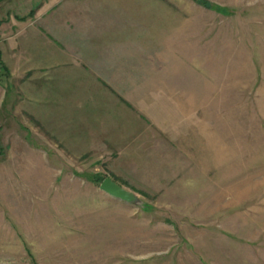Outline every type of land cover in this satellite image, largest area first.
<instances>
[{"label":"rangeland","instance_id":"rangeland-1","mask_svg":"<svg viewBox=\"0 0 264 264\" xmlns=\"http://www.w3.org/2000/svg\"><path fill=\"white\" fill-rule=\"evenodd\" d=\"M204 1L0 0V264H264V0ZM99 34L119 107L75 152L32 80Z\"/></svg>","mask_w":264,"mask_h":264},{"label":"crops","instance_id":"crops-1","mask_svg":"<svg viewBox=\"0 0 264 264\" xmlns=\"http://www.w3.org/2000/svg\"><path fill=\"white\" fill-rule=\"evenodd\" d=\"M57 39L63 46V43L66 44L64 36L59 34ZM113 47L112 40L105 35L82 36L72 55L57 48L50 50L47 65L41 70L39 77L36 76L40 80H32L40 82L43 106L46 105L52 111L56 106L59 107V112L56 113L60 114L63 110L61 113L65 115V120L73 113L74 123H67L65 127L83 131L73 133L74 138H80L67 144L74 146L75 152H82V146L92 145L91 141L85 139L92 136L89 135L90 131L93 133L94 130H106L109 127L113 129L104 118L105 113L110 110L107 109V104L112 105L105 88L112 77L109 74L114 62ZM112 106L117 109L119 107ZM64 141L68 143L67 140Z\"/></svg>","mask_w":264,"mask_h":264},{"label":"water","instance_id":"water-1","mask_svg":"<svg viewBox=\"0 0 264 264\" xmlns=\"http://www.w3.org/2000/svg\"><path fill=\"white\" fill-rule=\"evenodd\" d=\"M101 192L105 193L111 198L127 204H137L138 199L132 193L126 191L118 184L114 183L110 179H105L99 186Z\"/></svg>","mask_w":264,"mask_h":264},{"label":"trees","instance_id":"trees-1","mask_svg":"<svg viewBox=\"0 0 264 264\" xmlns=\"http://www.w3.org/2000/svg\"><path fill=\"white\" fill-rule=\"evenodd\" d=\"M198 4L205 7V8H208L207 2L204 0H198Z\"/></svg>","mask_w":264,"mask_h":264}]
</instances>
